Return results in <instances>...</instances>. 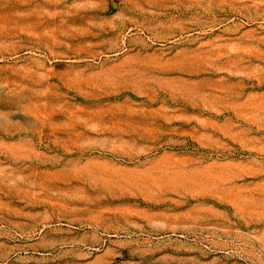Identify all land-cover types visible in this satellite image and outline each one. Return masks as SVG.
<instances>
[{
  "label": "rangeland",
  "instance_id": "374dc122",
  "mask_svg": "<svg viewBox=\"0 0 264 264\" xmlns=\"http://www.w3.org/2000/svg\"><path fill=\"white\" fill-rule=\"evenodd\" d=\"M0 264H264V0H0Z\"/></svg>",
  "mask_w": 264,
  "mask_h": 264
}]
</instances>
